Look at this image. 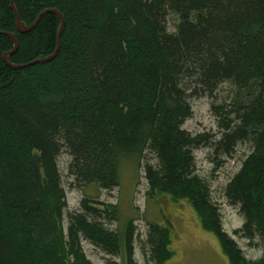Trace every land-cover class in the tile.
<instances>
[{
	"label": "trees",
	"instance_id": "16d2710c",
	"mask_svg": "<svg viewBox=\"0 0 264 264\" xmlns=\"http://www.w3.org/2000/svg\"><path fill=\"white\" fill-rule=\"evenodd\" d=\"M22 22L46 10L65 18L56 57L13 68L4 54L19 41L13 64L52 55L60 16L45 13L20 33L11 0H0V264H93L82 240L121 261L137 264L135 220L122 231L115 204L84 198L64 226L67 195L59 157L80 184L121 189L122 164L145 166L149 196L187 200L202 227L215 234L230 264H264L246 258L223 228L221 211L196 170L194 151L208 139L183 129L189 98L213 95L224 82L238 90L223 110L216 146L233 156L238 143L253 150L226 187L245 222L235 233L264 244V0H15ZM176 14V30L168 19ZM122 190V189H121ZM154 264L174 256L169 228L148 223ZM264 247V246H263Z\"/></svg>",
	"mask_w": 264,
	"mask_h": 264
},
{
	"label": "rangeland",
	"instance_id": "374dc122",
	"mask_svg": "<svg viewBox=\"0 0 264 264\" xmlns=\"http://www.w3.org/2000/svg\"><path fill=\"white\" fill-rule=\"evenodd\" d=\"M179 19L172 14L168 19V28L176 30ZM238 90L230 82L222 83L213 95L189 98L192 116L183 129L192 135H206L208 139L194 151L197 173L210 186L213 201L221 211L224 230L236 240L246 258L256 260L264 255L263 240L256 235L250 241L235 230L241 228L245 218L239 206L230 204L226 196V187L234 175L241 169L243 161L253 150L249 140L235 147L233 156H226L216 146L223 134L221 116L223 110L234 107ZM59 168L67 195V208L64 210V226L69 227L70 215L80 209L81 201L90 198L96 201L115 204L118 208V220L105 217L102 221L111 230L122 231L130 219L135 220L137 238L135 240L134 259L137 264H154L150 257V247L146 243L148 223H155L170 229L174 256L166 264H230L223 253L217 236L205 230L199 217L187 200L173 201L167 195L149 196V183L145 166L156 164L157 159L150 150L138 165L133 162L122 164L121 189L107 191L94 184H80L69 173L71 157L64 151L59 157ZM83 249L93 264H107L108 261H121L119 257L105 253L101 248L83 239Z\"/></svg>",
	"mask_w": 264,
	"mask_h": 264
},
{
	"label": "water",
	"instance_id": "95a60500",
	"mask_svg": "<svg viewBox=\"0 0 264 264\" xmlns=\"http://www.w3.org/2000/svg\"><path fill=\"white\" fill-rule=\"evenodd\" d=\"M11 7H12V9H13L15 15H16L17 28H18V31L20 33H27L29 31H31L32 29H34L36 27V25L38 24V22L40 21L41 17L47 12H54V13L58 14L60 16V19H61V26H60L59 35H58L57 50L50 56H47L45 58H40V59L34 60V61H32V62H30L28 64H22V65L13 64V63H11L9 61V57L12 54L16 53L18 48H19V41H18L17 36L15 34H9L14 39L15 46H14V49L12 51L7 52V53L4 54V59H5L6 63L8 65H10L11 67L17 69V68H24V67L31 66V65H34V64L49 62V61L53 60L56 57V55L58 54L59 50H60L61 36H62V32H63L64 26H65V18L62 15V13L60 11L56 10V9L55 10L54 9L53 10H46L45 12L40 14V16L37 18V20L32 25H26L20 19L16 4H15V0H11Z\"/></svg>",
	"mask_w": 264,
	"mask_h": 264
}]
</instances>
